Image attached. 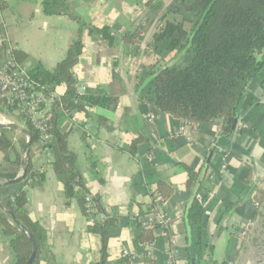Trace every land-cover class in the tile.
<instances>
[{
  "label": "crops",
  "instance_id": "1",
  "mask_svg": "<svg viewBox=\"0 0 264 264\" xmlns=\"http://www.w3.org/2000/svg\"><path fill=\"white\" fill-rule=\"evenodd\" d=\"M5 1L7 8L0 10V44L25 54L20 64L27 71L36 60L52 70L79 35L82 49L71 68L78 94L81 88V95L105 98V105L75 111L61 124L69 132L68 147L76 156L85 192L78 190L65 199L50 153L39 140L31 142L27 154L32 171L39 175L26 184L0 179V202L23 189V210L42 234L33 264L99 262L101 237L89 230L79 202L84 193L112 220L104 264H256L263 260L253 261L254 253L242 258L240 251L254 241L248 234L254 235L261 217L253 219L254 192L264 189V71L247 83L231 136H221L219 127L207 122L187 124L178 133L184 121L161 111L147 97L149 72L183 67L191 59L186 49L168 50V39L156 41L155 36L166 22H182L189 30L197 17L183 6L194 0H66L69 11L83 23L81 28L68 14H45L44 0ZM172 3L177 8L168 11ZM134 32L136 42H128ZM64 91L65 85L60 84L52 93L60 96ZM85 124L90 127L85 129ZM10 135L21 152L27 137L16 131ZM2 157L0 152V164ZM187 168L199 172L190 191L185 188ZM15 171L16 177L22 172L21 168ZM158 183L172 189L158 206L170 221L165 231L146 228L153 242L149 255L141 240L145 228L133 215L148 210ZM196 193L203 216L200 225H191L187 211ZM247 224L246 234L240 236ZM13 261L8 239L0 232V264Z\"/></svg>",
  "mask_w": 264,
  "mask_h": 264
},
{
  "label": "trees",
  "instance_id": "2",
  "mask_svg": "<svg viewBox=\"0 0 264 264\" xmlns=\"http://www.w3.org/2000/svg\"><path fill=\"white\" fill-rule=\"evenodd\" d=\"M183 7L197 17L192 21L190 29L186 30L182 22H166L156 34L155 40L167 38L168 50L178 52L186 49L191 53V59L183 67L165 66L156 72H149L151 85L147 97L161 111L173 117L187 120L191 124L211 123L219 127L221 136H231L238 120V109L247 83L264 71V0H194L186 5L184 2ZM5 8L6 1L0 0V10ZM176 8L177 3H172L167 10ZM43 11L47 15L68 14L79 22V28L83 25L69 11L66 0H44ZM102 34L108 38L105 28L102 29ZM137 34L134 32L127 41L136 42ZM0 35H3L1 22ZM0 45L1 61L2 51L5 57L4 51L7 48L4 42ZM81 49L82 41L78 35L52 70L46 69L38 60L28 70V74L45 96L52 98L50 137L42 146L50 153V164L56 179L62 184L63 195L67 200L78 190L84 191L85 186L77 169L76 156L68 147L69 132L61 124L75 111L86 110L92 105H105L104 97L78 94V83L71 68L77 62ZM11 52L19 63L26 57L18 50L12 49ZM60 84L65 85V91L60 96H54L52 92L55 86ZM0 113L23 123L31 133L32 143L39 140L37 132L24 121L23 115L1 99ZM11 131L0 129V152L3 155L0 164L1 180L15 179V170L21 168V152L10 135ZM20 143L22 146L24 142ZM24 164L25 169L20 181L26 184L28 179L39 174L32 171L29 156L25 158ZM198 179L199 172L187 168L185 188L190 191ZM156 190L161 193L163 199L169 197L172 191L171 187L162 183L157 184ZM254 200L257 206L253 219L264 217V189L255 190ZM25 202L23 189L0 202L5 210L0 211V232L8 239L14 256L12 264H25L31 254L32 244L24 232L11 223L7 212L23 224L35 241L36 253L31 264L38 256L42 239V234L23 210ZM79 202L84 204L83 197ZM202 216V202L196 193L187 211L189 224L200 225ZM111 223L112 220L107 219L104 224L89 226L90 231L99 233L101 237V257L96 264L105 263L107 227ZM141 240L144 243L152 240V235L146 228Z\"/></svg>",
  "mask_w": 264,
  "mask_h": 264
},
{
  "label": "built area",
  "instance_id": "3",
  "mask_svg": "<svg viewBox=\"0 0 264 264\" xmlns=\"http://www.w3.org/2000/svg\"><path fill=\"white\" fill-rule=\"evenodd\" d=\"M11 50L12 48L6 50L3 64L0 66V99L6 105L14 106L23 115L24 121L32 126L38 134L39 141L44 144L50 137L52 98L45 96L28 71L13 56ZM81 91L80 88L79 95H81ZM187 124L191 123L185 120L179 127L178 133H183ZM89 127L88 124L84 125L85 129ZM187 138L189 139V137ZM162 200L161 193L153 190L148 210L145 213L137 212L133 215L142 228L159 227L163 231L168 228L169 218L158 210ZM83 203V213L89 225L104 224L109 219L104 212L99 210L94 198L89 193H84ZM249 226L247 224L240 231V236L246 234ZM145 246L146 253L151 255L153 242L149 241Z\"/></svg>",
  "mask_w": 264,
  "mask_h": 264
},
{
  "label": "water",
  "instance_id": "4",
  "mask_svg": "<svg viewBox=\"0 0 264 264\" xmlns=\"http://www.w3.org/2000/svg\"><path fill=\"white\" fill-rule=\"evenodd\" d=\"M3 60H4V56H3V51H2V58L0 61V66L3 64ZM0 129H8V130H12V131H16V132H20L23 135H25L27 137V141L25 142L22 151H21V171L23 172L25 169V158L27 157L28 151H29V146L31 144V133L28 129H26L25 127L21 126L20 124L16 123V122H11V121H1L0 122ZM22 172L21 174L16 177L15 179L12 180H6L5 182H17L21 179L22 176ZM0 211L1 212H5V210L3 209L1 203H0ZM7 214L10 216V221L13 225H15L18 229H20L21 231L24 232V234L27 236V238L30 240L31 244H32V250H31V254L28 258V260L26 261L25 264H31L34 257H35V253H36V245H35V241L33 240L31 234L25 229V227L23 226V224H21L18 220H16L11 214L10 212H7ZM191 264H194L193 262ZM256 264H264V259L259 261Z\"/></svg>",
  "mask_w": 264,
  "mask_h": 264
},
{
  "label": "rangeland",
  "instance_id": "5",
  "mask_svg": "<svg viewBox=\"0 0 264 264\" xmlns=\"http://www.w3.org/2000/svg\"><path fill=\"white\" fill-rule=\"evenodd\" d=\"M0 120H4V121H11V122H16L15 120H13L10 117L4 116L0 113ZM251 232V231H250ZM249 232V233H250ZM254 235L252 234H248L249 236H254V241L251 243H246V247L245 245L242 246L241 248V257H245L246 255H250L251 253H254L253 255V261H258L261 259H264V218L261 216L260 218H258V222L255 224L254 226ZM248 237L246 238V240L248 239Z\"/></svg>",
  "mask_w": 264,
  "mask_h": 264
},
{
  "label": "bare ground",
  "instance_id": "6",
  "mask_svg": "<svg viewBox=\"0 0 264 264\" xmlns=\"http://www.w3.org/2000/svg\"><path fill=\"white\" fill-rule=\"evenodd\" d=\"M2 120H0V122H1ZM4 121V120H3Z\"/></svg>",
  "mask_w": 264,
  "mask_h": 264
}]
</instances>
